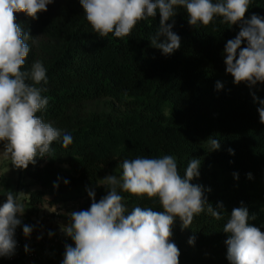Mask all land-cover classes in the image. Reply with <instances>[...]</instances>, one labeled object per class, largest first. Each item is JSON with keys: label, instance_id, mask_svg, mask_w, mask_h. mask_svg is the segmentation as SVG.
I'll return each mask as SVG.
<instances>
[{"label": "trees", "instance_id": "obj_1", "mask_svg": "<svg viewBox=\"0 0 264 264\" xmlns=\"http://www.w3.org/2000/svg\"><path fill=\"white\" fill-rule=\"evenodd\" d=\"M253 14L264 17V0H252L245 19ZM16 20L36 40L28 41L25 68L35 60L47 68L48 83L41 86L49 103L37 115L73 137L67 148L54 142L50 156L21 169L18 188L26 177L31 191L25 212L17 214L19 239L41 232L37 216L45 205L88 200L90 207L88 190L98 202L108 191L99 179L121 176L124 159L164 155L176 158L181 175L189 160L198 158L200 175L191 183L202 187L213 208L223 204L221 220L205 211L182 228L176 219L171 241L180 250L179 264H230L223 225L234 208L246 207L256 217L248 223L264 232V124L257 111L264 107L259 103L264 84H235L224 63L225 45L238 34L239 24L216 17L208 26L194 27L178 7L168 23L174 21L181 46L166 56L149 41L159 27L158 11L124 38L94 33L80 0H54L38 19L17 13ZM210 137L220 142L219 150L209 151ZM0 148L5 149L4 142ZM0 185H8L3 176ZM121 194L129 210L162 211L155 198ZM25 225L33 229L27 237Z\"/></svg>", "mask_w": 264, "mask_h": 264}, {"label": "clouds", "instance_id": "obj_2", "mask_svg": "<svg viewBox=\"0 0 264 264\" xmlns=\"http://www.w3.org/2000/svg\"><path fill=\"white\" fill-rule=\"evenodd\" d=\"M53 2L0 0V142H4L5 155L17 169H27L29 164H35L37 157L50 156L54 142L61 141L64 148L73 143L70 133L37 115L49 103L48 97L42 95L47 88L41 86L48 83L47 68L40 60L25 68L31 50L28 41L35 44L36 40L16 20L17 13L38 19V13L47 11V5ZM251 2L80 0L87 22L101 38L110 33L116 38L129 36L140 21L154 18L158 11L159 27L149 41L166 56L181 46L180 36L172 31L174 21L168 23L178 7L186 10L188 23L194 27L208 26L216 17L221 18V23L239 24L238 34L224 48L226 73L231 74L235 84L256 85L264 84V17L253 14L245 19ZM245 42L246 46L242 47ZM221 87L217 82L216 88ZM253 99L258 100L254 94ZM259 103L264 105V100ZM257 111L264 124V107ZM206 142L209 151L220 149L217 139L210 137ZM228 151L234 154V150ZM200 163L198 158L190 159L181 175L172 155L124 159L120 164L121 176L103 178L100 185L107 187L106 195L97 202L95 192L88 190L90 207L68 213L70 222L61 226V231L74 241V246L65 245L62 264H179L180 250L171 241L176 219L179 218L182 228H187L196 215L205 211L216 220L223 218V204L213 208L202 187L191 183L200 175ZM248 177L251 178V173ZM122 192L155 198L162 211L140 206L129 210ZM24 212L21 195L8 190L5 202L0 204V257L15 254V229L21 224L17 214ZM255 218V215L249 216L246 207H238L223 225V231L229 234L225 243L230 264H264V232L248 223ZM32 230L30 226L23 227L26 237ZM193 242L194 238H190L189 243Z\"/></svg>", "mask_w": 264, "mask_h": 264}, {"label": "crops", "instance_id": "obj_3", "mask_svg": "<svg viewBox=\"0 0 264 264\" xmlns=\"http://www.w3.org/2000/svg\"><path fill=\"white\" fill-rule=\"evenodd\" d=\"M0 156H1L0 157V162L2 161V159H7V157H8V156L5 155V152L2 149H0ZM1 174H2L1 176H3V177H5V175H6L5 173H2V172H1ZM14 181H16V178H15ZM14 181L12 183H10V181L8 180V185L6 187H3V186L0 185V201H5L6 200V193H7L8 190H11L13 193H16V189H15L16 187L14 186L15 185ZM16 184H17V182H16ZM64 204H71V203H62V204H58V205H55V206H52V207L47 206L48 211L55 212V215H57V218H55L56 220L65 216V214H63V211L60 210V207L62 205H64ZM37 219H38L37 220L38 223L42 224L40 233H44L45 229H49L50 232L55 234L58 231H61V226H67L68 223L70 222V221L66 220V222L63 225H59V224L56 223L53 226H50V218L45 216V212H43V210L40 211V213L37 216ZM14 238L16 240H20L17 237L16 232H15V237ZM55 250L57 251V250H60V249H55ZM53 251L54 250H51V249L45 251L43 246H40L39 247V251H38L39 258H38L36 264H57V262H61L64 259V255L61 254L59 256H56L55 259L52 262H50V260H52ZM0 264H27V261H26V258H25V254L16 248L15 249V254L12 255L11 257H0Z\"/></svg>", "mask_w": 264, "mask_h": 264}, {"label": "rangeland", "instance_id": "obj_4", "mask_svg": "<svg viewBox=\"0 0 264 264\" xmlns=\"http://www.w3.org/2000/svg\"><path fill=\"white\" fill-rule=\"evenodd\" d=\"M0 149H2L5 152V149L3 148H0ZM0 166H1L0 176L2 175L1 172L5 173L6 174L5 177L10 181V183H12L16 178V181H14V184H15L14 186L16 187L15 188L16 193H19L21 195L22 202L24 203V199L28 197L27 195H29V192L31 190V188H29V185L31 184L30 181L26 177L23 178L22 182L21 183L19 182L22 185H19V188H18V185L16 184V182H17L19 174L21 173V169H17L12 165L10 157H7V159H2V161L0 162ZM105 177L106 176L101 177L99 179V182L101 184L103 183V178ZM3 202L5 201H0V204H2ZM87 205H88V200H82V201L71 203V204H64L60 207V210L63 211V214H65V216L57 220L55 219L57 218V215H55V212L48 211V208L46 205L42 208V210L43 212H45V216L50 218V226H53L56 223L59 225H63L66 222V220L70 221V217L68 216V213L72 211L87 210L89 208ZM48 231L50 232L49 229H45L43 233L45 237L47 238L49 237ZM69 245L74 246V241H72ZM64 253H65V248L57 250V251L54 250L52 260H50V262H52L56 256H59L61 254L64 255ZM62 262L63 260L61 262H57V264H62Z\"/></svg>", "mask_w": 264, "mask_h": 264}, {"label": "built area", "instance_id": "obj_5", "mask_svg": "<svg viewBox=\"0 0 264 264\" xmlns=\"http://www.w3.org/2000/svg\"><path fill=\"white\" fill-rule=\"evenodd\" d=\"M37 237L41 238L37 239ZM16 241V248L25 254L27 264H36L39 258L38 251L40 246H43L45 251L49 249H63L65 248V245H69L72 242V239L70 237H67L64 232L58 231L57 233L50 236L48 239L43 233H39L35 237L22 238ZM25 245L28 246L27 252H25Z\"/></svg>", "mask_w": 264, "mask_h": 264}]
</instances>
